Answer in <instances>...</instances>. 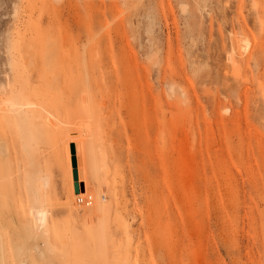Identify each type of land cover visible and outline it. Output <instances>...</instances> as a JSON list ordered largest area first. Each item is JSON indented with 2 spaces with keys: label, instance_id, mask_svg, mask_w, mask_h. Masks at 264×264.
Instances as JSON below:
<instances>
[{
  "label": "rangeland",
  "instance_id": "1",
  "mask_svg": "<svg viewBox=\"0 0 264 264\" xmlns=\"http://www.w3.org/2000/svg\"><path fill=\"white\" fill-rule=\"evenodd\" d=\"M252 1L0 0L6 264H100V203L127 264H264V0ZM71 137L83 142L92 208L67 203ZM39 207L48 233L32 260L19 246ZM126 228L144 257L125 250ZM109 246L110 264H125Z\"/></svg>",
  "mask_w": 264,
  "mask_h": 264
},
{
  "label": "bare ground",
  "instance_id": "2",
  "mask_svg": "<svg viewBox=\"0 0 264 264\" xmlns=\"http://www.w3.org/2000/svg\"><path fill=\"white\" fill-rule=\"evenodd\" d=\"M254 2H253L254 4H251L252 8H254L253 6H255L256 4L257 5H256L255 8H257L259 2H257V1H254ZM260 18L262 19V17H260ZM260 18L259 19L256 18V20H259L258 21L259 23L262 22V21H260L261 20ZM260 24H263V23H260ZM246 40H248V39H246ZM244 44H246V43H244V41H243V45L241 44V48H242V50L245 53H247L248 56H250V54L252 53V51L254 49H249L250 46L248 45V42H247L246 45H244ZM230 53H232V52H230ZM230 58H231V60L230 59L229 60L232 61L234 65H236V72H239L238 60L235 59L234 56L230 57ZM141 109H142V106L140 107V110ZM154 109H156V107ZM5 113L6 112H2V114L0 115L1 119L6 118V114ZM86 114H87V116H91V114H92L91 109H90L89 106L86 109ZM143 135H144L143 141H139L138 142V155L139 156H144L145 153H147V154L149 153V151H147V149H148L147 136L145 134H143ZM155 135H156V133H155ZM68 138H66V139L68 140ZM140 138L141 137L139 135V139ZM156 140H157V138L155 137L154 138V144H156ZM70 141H73L72 143H74L75 151H76L75 152L76 153L75 158H76V165H77L76 170H77V178H78L76 183L79 186V193L78 194H76L75 192L73 193V187L72 186H74L75 181L73 183L72 178L70 176V179H69L70 180V190H69L70 197H69V200L67 201V203L69 204V206L73 210L77 209L76 206L77 205L79 206V204H81L82 202H83L84 205H86V206L88 205V206H90L92 208L93 205H95V201L89 195V191H88V188H87L88 184H87V181H86V178H85V166H86L85 163L86 162H85V157H84L83 142H82V139L80 137H78V138L71 137ZM141 143L143 144V146H142ZM96 162H97L96 163V170L98 172L106 171L107 162H106L105 154L103 152L99 153V157L97 158ZM69 169H72V167L69 168ZM69 173H71V170H70ZM46 184H47L46 180L44 179L42 186H45ZM30 189H31V191L33 193V200H35L37 202H41V199H42V195H41L42 187L41 186L31 185ZM102 209H103L102 204L101 203L98 204V210L100 212V217H99V222L97 223L98 225L95 228L96 229V234H97V247H98L99 252L101 254V257H102V260H101L100 264H110V262L108 260V257H109L108 256L109 255L108 246H109V241L111 240L112 236L111 235L109 236V233H107V231L105 229L104 221L101 218V214H102V211H103ZM29 214H30V217L32 219L31 220V225L23 228L22 239H23L24 243L19 246L20 254L25 255L26 258L27 257L32 258V260H33V255L34 256H38V258L41 259V258L44 257L45 249H44V247H43V245L41 243L39 244L37 242V238H38V235H41V234L47 236V233H48V215L49 214H48V211L44 207H39L38 209L31 208L29 210ZM149 217H150V214L148 213V211H146V227H147L148 231L153 229V227L155 228V221L149 220ZM93 221L94 220H92V221L90 220V222H93ZM142 225H143V222L141 223V226ZM125 231H126V238L122 242H123V244H125V250L127 251V253L133 252L134 253L133 256L136 257V258L144 257L145 251L143 250V246L146 247L145 241L143 243L139 244L138 240L132 239V232L133 231H130L129 228H126ZM134 233L136 234V230L134 231ZM151 237H152V246H153L154 249H156V247L159 245V240H158L159 238L157 239L156 236L153 237V234H152V236H151V234L149 235V238H151ZM144 238H147V236H144ZM110 246L112 248H115V251L117 253L116 257L118 259L125 260L126 261L125 264H127V261L129 262V256L128 255H121L119 248H117V247H120L121 244L118 245L116 243V241H112ZM5 258H6L5 251L3 249V245H2V241H1V237H0V264H6L5 263Z\"/></svg>",
  "mask_w": 264,
  "mask_h": 264
},
{
  "label": "water",
  "instance_id": "3",
  "mask_svg": "<svg viewBox=\"0 0 264 264\" xmlns=\"http://www.w3.org/2000/svg\"><path fill=\"white\" fill-rule=\"evenodd\" d=\"M77 174H74V181H75V183H74V192L76 193V194H78L79 193V186H78V184L76 183L77 182Z\"/></svg>",
  "mask_w": 264,
  "mask_h": 264
}]
</instances>
